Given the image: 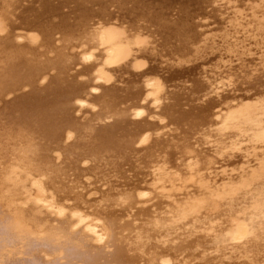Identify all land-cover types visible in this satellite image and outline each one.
Masks as SVG:
<instances>
[{"label":"bare ground","instance_id":"6f19581e","mask_svg":"<svg viewBox=\"0 0 264 264\" xmlns=\"http://www.w3.org/2000/svg\"><path fill=\"white\" fill-rule=\"evenodd\" d=\"M258 3L0 0V264H264Z\"/></svg>","mask_w":264,"mask_h":264},{"label":"rangeland","instance_id":"374dc122","mask_svg":"<svg viewBox=\"0 0 264 264\" xmlns=\"http://www.w3.org/2000/svg\"><path fill=\"white\" fill-rule=\"evenodd\" d=\"M221 1L222 0H220V2ZM259 4H261V3H258V5ZM262 6L264 7V5H262ZM259 7H260V5H259ZM246 17L249 18L250 16L249 15H246ZM256 23H257V21L251 22V23H248V24H242L241 26L250 27V26H252V25H254ZM262 28H264V25H262ZM223 32H225V31H223ZM261 32H263V31H261V29H254V30H248V32L245 35H242V36H241V33H239L238 34L239 39L237 38L236 41L243 40L245 37L249 38L248 34H259ZM209 34H211V32ZM220 37H221V34L220 33H215L213 35H210V39H208L207 42L208 41H211V38H215L216 41L219 42L218 38H220ZM148 38L146 40L147 41L149 40V42L151 43L150 39H152V37H150V39H148ZM149 42H148V44L150 45ZM211 42H213V40ZM226 44L227 45H230V43H226ZM231 45L232 46H235V43H231ZM251 45L254 46L255 48H259V51H256V50L250 49V48L247 49V50H245L244 52H239L238 50H231V52L229 53L230 54L229 55V58H225L222 61H221V58H218L217 59V61L223 63L225 66L213 65L212 68L213 67H216V70H219V71H222L224 69H231V71L233 72L235 70V68H233L234 66H243L244 64H247L248 63V58L249 57H252V56H255V55H256V57H259V59H262L263 60V64L253 65V67L256 66V67H259L260 69L264 68V54L262 53V52H264V42H258V43H254V44H251ZM214 50L216 52H218V51H224V53H227V50L223 49L221 45L219 47H217V48H214ZM188 57L191 58L189 60V62L190 61H193V60H196V58H197V57H194V56H192V57L191 56H188ZM180 60L182 62L184 60L185 63L188 62V58L186 59V57L185 58H180ZM185 60H187V62ZM229 73H230V71H228V70H226L224 72L225 75H228ZM229 80H230L229 77L223 79V81L226 83V85H227V83H231ZM233 83H236V81H233ZM226 85H224V86H226ZM258 149H260V148H256V151ZM249 170H251V169H249Z\"/></svg>","mask_w":264,"mask_h":264}]
</instances>
